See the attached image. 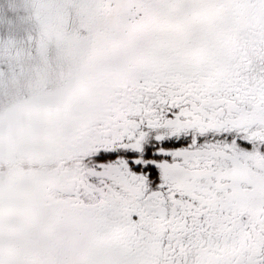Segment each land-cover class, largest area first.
<instances>
[{"label":"snow or ice","instance_id":"snow-or-ice-1","mask_svg":"<svg viewBox=\"0 0 264 264\" xmlns=\"http://www.w3.org/2000/svg\"><path fill=\"white\" fill-rule=\"evenodd\" d=\"M0 264H264V0H0Z\"/></svg>","mask_w":264,"mask_h":264}]
</instances>
